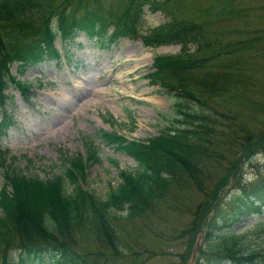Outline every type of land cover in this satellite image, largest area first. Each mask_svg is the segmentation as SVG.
Returning a JSON list of instances; mask_svg holds the SVG:
<instances>
[{"label": "trees", "instance_id": "trees-1", "mask_svg": "<svg viewBox=\"0 0 264 264\" xmlns=\"http://www.w3.org/2000/svg\"><path fill=\"white\" fill-rule=\"evenodd\" d=\"M66 1L0 0V106H5L8 99L5 92L12 85L30 98L33 85L22 82L19 76L31 66L60 60L54 46L58 36L73 40L84 31L94 37L110 27L115 31L112 38L132 36L142 23L145 5L151 10H164L163 3L156 0H118L115 4ZM69 3L80 9L72 18L66 16ZM128 3L129 7L122 12V6L125 9ZM169 16L171 20L144 36L143 42L154 48L182 46L177 55L156 57L153 72L148 75L154 85L174 96L175 120L166 124L158 136L145 141L102 131L100 138L104 145L134 158L140 167L135 173L121 171L122 183L106 199L84 187L88 170L100 162L93 142L87 143V157L63 158V172L51 179L26 176L7 168L0 191V252L4 253L0 264L43 263L46 257L52 261L49 264H94L92 254L79 246L78 238L84 234L91 235L119 257L117 221H132L149 211L155 212L168 188L177 186L179 179L205 190L206 181H214L219 160L235 150L239 159L214 183L212 191L215 190L217 199L233 176L240 173L243 176V162L264 152V132L241 137L236 122L238 114L233 115L230 109L231 100L248 93L246 52L253 39H231L227 43L210 25L181 17L180 10L176 17L173 11ZM233 43L238 45L233 47ZM14 64H18L17 76L12 73ZM3 112L0 139L3 130L14 121L5 109ZM238 139L243 141L237 143ZM0 159L3 160L0 165L4 166L7 152L1 148ZM258 190L259 205L253 202L239 206L232 210L233 216L226 209H219L220 206L211 207L207 217L213 210L214 215L204 225L205 244L195 264H264L261 256L248 252L242 245L246 241L244 234L238 235L233 229L242 217L264 214V184ZM242 196L234 194L230 199ZM125 213L124 217L119 216ZM201 225L191 223L192 239L184 246L183 258L193 253ZM13 246L20 254L19 260L7 258Z\"/></svg>", "mask_w": 264, "mask_h": 264}, {"label": "rangeland", "instance_id": "rangeland-1", "mask_svg": "<svg viewBox=\"0 0 264 264\" xmlns=\"http://www.w3.org/2000/svg\"><path fill=\"white\" fill-rule=\"evenodd\" d=\"M97 1L115 4L118 0ZM156 1L163 3L164 10H151L145 5L142 23L132 36L112 38L115 31L110 27L95 37L84 31L73 40L58 37L55 48L62 56L60 63L54 60L31 66L19 77L32 83L30 98L24 97L13 85L5 92L8 99L5 106H0V121L4 109L14 121L3 130L0 140L1 149L9 152L7 162L0 165V191L7 168L21 171L26 176L51 179L63 172V158L86 157L89 140L99 148L101 162L88 170L84 187L102 199L122 183L121 171L139 170L135 160L103 145L98 136L105 130L119 132L129 139L147 140L175 120L174 96L162 87L154 86L147 75L153 72L156 57L177 55L182 46L154 48L143 42L144 36L171 20V11L175 17L180 10L181 17L195 18L210 25L215 33L226 38L227 43L231 39H253L246 52L250 76L248 93L231 100L230 109L233 115L238 114L236 122L241 137L264 132V0ZM129 5L126 4L125 9L122 6V12ZM66 9L69 18L80 10L71 3L66 4ZM237 45L232 44L233 47ZM17 70L18 65L14 64V75H18ZM240 141L243 139L236 142ZM229 147L228 144L227 153ZM233 152L224 157L226 160H219L214 181H206L205 190L179 179L177 186L168 188L155 212L149 211L132 221H117L119 257L113 256L110 248L89 234L78 238L79 246L92 254L94 264H194L191 252L182 257L184 246L192 239L191 223L196 221L200 226L211 207L237 210L238 206L228 201L233 194L243 193L245 204L257 202L258 188L264 184V152L260 151L250 161L243 162V176L241 173L233 176L232 183L215 198L214 183L225 176L240 157L235 150ZM2 161L0 159V163ZM234 229L238 235L246 237L242 244L245 249L262 256L263 261L264 214L245 216ZM204 235L205 232L200 235V247L204 244ZM218 243L223 244L220 240ZM19 256L16 246L8 250L7 258L19 260ZM199 256L200 251L197 258ZM3 258L4 253L0 252V262ZM50 262L46 257L43 263L30 264Z\"/></svg>", "mask_w": 264, "mask_h": 264}, {"label": "bare ground", "instance_id": "bare-ground-1", "mask_svg": "<svg viewBox=\"0 0 264 264\" xmlns=\"http://www.w3.org/2000/svg\"><path fill=\"white\" fill-rule=\"evenodd\" d=\"M100 93H101V92H100ZM100 93H99V94H100ZM99 94H98V95H99ZM99 96H100V95H99Z\"/></svg>", "mask_w": 264, "mask_h": 264}]
</instances>
